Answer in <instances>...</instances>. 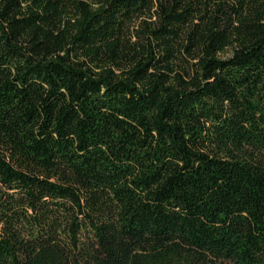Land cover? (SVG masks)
Masks as SVG:
<instances>
[{"label":"trees","instance_id":"16d2710c","mask_svg":"<svg viewBox=\"0 0 264 264\" xmlns=\"http://www.w3.org/2000/svg\"><path fill=\"white\" fill-rule=\"evenodd\" d=\"M0 264H264V0H0Z\"/></svg>","mask_w":264,"mask_h":264}]
</instances>
